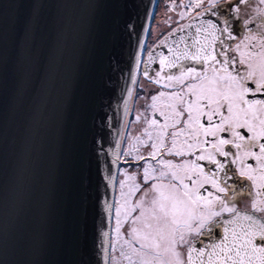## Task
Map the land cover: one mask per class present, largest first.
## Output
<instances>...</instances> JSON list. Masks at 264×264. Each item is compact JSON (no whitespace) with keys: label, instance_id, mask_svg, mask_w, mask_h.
Instances as JSON below:
<instances>
[{"label":"water","instance_id":"95a60500","mask_svg":"<svg viewBox=\"0 0 264 264\" xmlns=\"http://www.w3.org/2000/svg\"><path fill=\"white\" fill-rule=\"evenodd\" d=\"M155 4L0 0V264H105L104 248L112 254L110 206Z\"/></svg>","mask_w":264,"mask_h":264},{"label":"snow or ice","instance_id":"6c2138e0","mask_svg":"<svg viewBox=\"0 0 264 264\" xmlns=\"http://www.w3.org/2000/svg\"><path fill=\"white\" fill-rule=\"evenodd\" d=\"M248 3L207 0L204 7V0H196L189 10L203 8L214 16L219 11L223 27L202 21L194 34L169 43L183 33L186 26L181 25L159 41L167 55L157 54L160 70L148 78L171 91L151 96L147 107L163 122L145 118L146 139L136 136L131 150L124 152L134 163L145 161L143 186L135 174L125 173L120 182L121 199L110 206L115 208L112 254L100 246L105 264H264V99L249 98L264 95V8L255 9L262 19L253 32L247 28L251 19L240 16L239 5ZM234 16L240 17L237 23L242 20V38L232 26ZM137 145L150 146L147 157ZM137 193L141 195L133 199ZM244 196L251 198L250 205L240 208ZM213 228L222 234L197 247Z\"/></svg>","mask_w":264,"mask_h":264},{"label":"rangeland","instance_id":"374dc122","mask_svg":"<svg viewBox=\"0 0 264 264\" xmlns=\"http://www.w3.org/2000/svg\"><path fill=\"white\" fill-rule=\"evenodd\" d=\"M195 2L196 0H157L151 24L143 45V49L145 50V52H148L153 48V46L156 45V43L164 35L165 31L167 30L166 27L169 26V24L173 23V21H178L177 19L180 18L179 13L181 11L188 13L192 9L191 7L189 10L188 6L194 4ZM181 4H183L185 7L181 8ZM170 7H173V10L170 11ZM143 54L144 53H142V58ZM141 64L142 60L140 62L139 76L135 83L134 92L126 116L124 136L119 162L116 201H119L121 199L120 182L125 179V173H128L129 175L135 174L136 182L140 183L143 186V177H140V175L143 172V166L145 161H139L138 163H134L133 158H130V156H124V152L131 150L132 145L136 143L134 139L136 136H141L142 139H146V137L142 135L145 127H147V125L144 123V119H152L150 114L152 110L148 108L147 105L151 103V96L157 95L160 91H167L164 89L157 90V87L143 76ZM141 113H143V116H141L140 121H137L136 118ZM137 147L139 148V153L144 155L145 157H147V153L151 151L150 146L137 145ZM164 159H172L174 160V162L178 161L176 157L172 156H164ZM148 160L150 163L155 165V161H152L150 158H148ZM125 161H127V163ZM125 191H127V189H125ZM140 195L141 193H137L136 196L133 197V199L139 198ZM121 231L126 232L127 225H125L124 228L121 229ZM115 237L116 232L114 216L113 240L115 239Z\"/></svg>","mask_w":264,"mask_h":264},{"label":"flooded vegetation","instance_id":"af4514ba","mask_svg":"<svg viewBox=\"0 0 264 264\" xmlns=\"http://www.w3.org/2000/svg\"><path fill=\"white\" fill-rule=\"evenodd\" d=\"M204 7H207V0H204ZM240 9H241V13H240V16H243L244 18H250L251 19V23L247 26L248 29H251L253 32H256L259 30V25L261 24V17H259L257 15V12L255 11V9L257 8H264V5H261L259 3V0H249V3L248 4H244V5H239ZM197 13H202L201 15H197ZM222 17H220V12L217 11V14L214 16L212 15L211 12H204V9L203 8H195V7H192V9L186 13V15L183 17V18H179L177 19L178 21H173V23L169 24V26H167V30L165 31L164 35L162 36L161 39L164 38V36L168 35V33L172 32L173 30L179 28L181 25H184L186 26L184 28V31L185 29L187 28V25H195L193 27V34L195 33V29L196 27H199L201 22H207L209 20L213 21L214 23H217V26L218 27H223L222 24L218 23V19H221ZM176 20V19H175ZM237 20H240V17H232V26L233 28L235 29L236 33L242 38L243 36V31H242V28H243V24H242V20L240 21V23H237ZM183 31V32H184ZM179 33V32H178ZM160 39V40H161ZM201 39H203V35H201ZM159 40V41H160ZM159 41L156 43L155 46H153V48L151 50H149L148 52H145L144 50V54H143V58H142V61L147 58L148 56H150V54H154L155 57L154 59L152 60V62L150 61H147V63L145 64V69L142 70V73H143V76L151 83L152 80L149 79L148 77H152V78H155L156 76V72L160 70V64H159V60L157 58V54L160 53V52H163L164 54L167 55V48L163 47V46H160L159 45ZM190 38H189V40ZM171 41L169 40V43ZM229 43H233L232 41H229ZM149 59V58H148ZM182 63H184L186 66H189V65H192V62L191 61H182ZM142 65V64H141ZM192 66H195L197 69H200L201 68V65H192ZM170 72H173V73H176L178 71V69H170L169 70ZM145 72H147L148 76L146 77L145 76ZM156 87H157V90H160V89H163L161 88V86L159 84H156V83H153ZM164 90H171V89H164ZM249 98H253V99H264V95H257V96H250ZM151 118H156L158 120H160L161 122H163V118L159 116V114H153V111H151ZM206 123V121H205ZM144 146H147V145H144ZM130 158H133L132 156H130ZM179 160V158H176ZM220 159H223V158H220ZM202 164L205 165V168L208 169V168H212L214 169V166L212 165H207L206 162H201ZM248 163H251V164H255V161H248ZM227 170V169H226ZM232 171H234V167L232 169ZM231 174V173H230ZM140 177H142V173L140 175ZM142 179V178H141ZM229 183H232V181L230 180ZM143 184V182H142ZM206 190H211L210 189V186H206ZM202 191H205V190H202ZM206 194V192H205ZM250 197L248 196H244V197H240L239 198V202L237 204L238 207L240 208H246L250 205ZM227 215V214H225Z\"/></svg>","mask_w":264,"mask_h":264},{"label":"bare ground","instance_id":"6f19581e","mask_svg":"<svg viewBox=\"0 0 264 264\" xmlns=\"http://www.w3.org/2000/svg\"><path fill=\"white\" fill-rule=\"evenodd\" d=\"M156 4H157V0H156ZM156 4H155V6H156ZM154 9H155V8H154ZM153 13H154V12H153ZM143 51H144V49L142 50V53H143ZM141 60H142V54H141L140 62H141ZM139 68H140V64H139ZM139 70H140V69H138L137 78H138V76H139ZM137 78H136V80H137Z\"/></svg>","mask_w":264,"mask_h":264}]
</instances>
